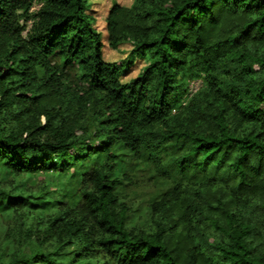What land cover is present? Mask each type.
<instances>
[{
    "label": "trees",
    "instance_id": "trees-1",
    "mask_svg": "<svg viewBox=\"0 0 264 264\" xmlns=\"http://www.w3.org/2000/svg\"><path fill=\"white\" fill-rule=\"evenodd\" d=\"M90 1L0 0V166L75 184L0 183V264H264V0L113 3L118 62Z\"/></svg>",
    "mask_w": 264,
    "mask_h": 264
},
{
    "label": "rangeland",
    "instance_id": "rangeland-1",
    "mask_svg": "<svg viewBox=\"0 0 264 264\" xmlns=\"http://www.w3.org/2000/svg\"><path fill=\"white\" fill-rule=\"evenodd\" d=\"M91 12L90 14L95 18V27L98 31L102 33L104 48H103V58L108 62H118L125 58V56L130 51L129 45H123L119 47L118 50H111L106 45V32H105V17L110 6L113 3H118L122 6H129L132 0H91ZM39 6L35 5L33 9H37ZM145 65V60L140 57L135 65L130 68V71L123 77V81H129L130 79L137 76L141 68ZM201 87V81L195 80L190 81L187 85V96H191ZM43 120V119H42ZM95 159H103L102 156H93ZM141 169L140 166L133 163L130 154L127 151H122L120 158L118 160L116 173L118 175L129 174L136 175V172ZM74 179L72 170L67 173H61L59 175H33L30 176V179L27 175L23 174L22 176H15L11 172L7 171L0 166V183H3L4 186L9 188L15 187L20 189L22 186L31 188V190H36L41 187L45 181H49L55 185V190L52 192L51 199L59 200L63 197L69 198L74 192ZM31 186V187H30ZM143 191V190H142ZM141 192L139 188L134 191H130V196L133 199L131 202L132 206L135 207L137 222L143 223L145 221V212L143 199L145 198V193ZM145 215V216H144ZM1 239L2 233H0V253H1Z\"/></svg>",
    "mask_w": 264,
    "mask_h": 264
}]
</instances>
